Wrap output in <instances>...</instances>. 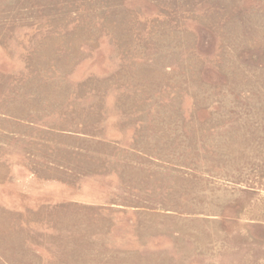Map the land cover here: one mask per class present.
Returning a JSON list of instances; mask_svg holds the SVG:
<instances>
[{
    "label": "rangeland",
    "instance_id": "1",
    "mask_svg": "<svg viewBox=\"0 0 264 264\" xmlns=\"http://www.w3.org/2000/svg\"><path fill=\"white\" fill-rule=\"evenodd\" d=\"M0 264H264V0H0Z\"/></svg>",
    "mask_w": 264,
    "mask_h": 264
}]
</instances>
